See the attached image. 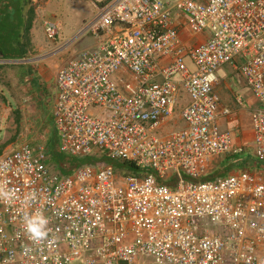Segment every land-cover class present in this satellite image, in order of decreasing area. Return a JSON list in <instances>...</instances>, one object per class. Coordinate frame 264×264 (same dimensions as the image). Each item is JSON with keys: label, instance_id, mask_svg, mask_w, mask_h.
Masks as SVG:
<instances>
[{"label": "built area", "instance_id": "1", "mask_svg": "<svg viewBox=\"0 0 264 264\" xmlns=\"http://www.w3.org/2000/svg\"><path fill=\"white\" fill-rule=\"evenodd\" d=\"M183 21L206 38L185 46ZM42 26L54 41L57 23ZM84 37L97 44L57 70L52 120L59 153L91 161L51 170L27 144L0 157V264H264V179L207 178L214 158L243 152L219 125L232 115L214 91L226 65L259 105L264 164V0H105L60 47ZM181 94L182 127L159 135Z\"/></svg>", "mask_w": 264, "mask_h": 264}, {"label": "rangeland", "instance_id": "2", "mask_svg": "<svg viewBox=\"0 0 264 264\" xmlns=\"http://www.w3.org/2000/svg\"><path fill=\"white\" fill-rule=\"evenodd\" d=\"M43 3H46L47 0H40ZM62 4V10L60 15L58 16V21L60 24L58 36L60 33V36L54 40V41H48L45 39L44 34H43V29H42V20L41 18H45L46 14L48 13L47 11L50 9H46L43 11L41 9H38L37 15L35 20L36 24V32L35 37L37 38L36 45H37V51L32 52L28 56V60L26 63H29L32 65L36 64V61H39L38 64H42L45 69H46V74L52 76L54 73L56 75L57 70L62 67L63 61L68 58V56L71 54V56H76V54L83 50V46L81 43L85 41L86 39L88 41L92 40L93 37H84L81 40L77 41L76 43L64 47H60L61 44L66 43L71 36L74 34L76 29L86 20L90 19L91 16H87L89 10H90V5L87 0H63ZM94 14V13H93ZM92 14V15H93ZM50 14H48V18ZM53 20V19H52ZM94 42V40H93ZM90 45H87V49L90 48L88 47ZM40 48V49H39ZM70 48V49H69ZM78 49V50H77ZM22 62H25L23 60ZM50 62V63H49ZM189 68H193L191 63H188ZM54 67V69H53ZM11 69V68H10ZM34 69V68H33ZM35 70V69H34ZM36 72V70H35ZM9 74H12L10 71ZM216 75L223 80L220 84L217 86V93L221 97L220 92H222L224 95H227L229 97L228 102L226 103L229 108L234 105V97L238 96L241 94L244 100H246L247 94L251 96V98L254 100L251 92L249 91V88L245 85L243 78L240 76L239 73L235 72L230 66L226 65L220 68L216 72ZM13 77H10V80ZM55 78V77H54ZM14 82H12L13 84ZM30 81L26 83V86H29ZM22 88L20 87V84L16 87L17 89L13 88V85L6 86L7 90H11L13 93L12 95L15 96L17 95L18 98H20L22 101L19 104H16V102L13 101L12 98H10L9 94H6V98L8 101H10L11 104H8L10 108L14 111H7L9 112L8 115H5L3 117L4 125L0 127V135L2 139H7V143L12 147L15 148L17 147L16 145L20 144H27L29 145L33 150H36L37 148H43L44 150L46 149V146L49 143V140H52L55 138L56 141V133H54L52 123H51V118H50V112L46 109H43V114H40V111H37L39 103L35 101L34 98H28L33 94V91L30 92L25 88L24 84H21ZM20 87V88H19ZM25 89V91L23 90ZM14 89V90H13ZM238 89L240 92H237ZM242 89V90H241ZM243 92V93H242ZM5 94V93H4ZM49 94V93H48ZM244 94V95H243ZM24 99L22 96H24ZM52 100V97H51ZM185 98L181 95L179 97V102L177 105V113L174 117V119L170 122H168L165 127L162 128L161 132H158L159 135H164L167 134L173 130H176L178 128L182 127V121L179 120L178 117V111L180 107H182L185 103ZM54 102V101H53ZM247 102L249 103L248 99ZM52 104V103H51ZM7 105V104H6ZM22 107V108H20ZM10 109V110H11ZM233 109H237V107H234ZM235 110L234 114L236 113L238 123L241 125V130H246L248 128V122H249V110H248V105L246 104L243 106V108L239 111ZM255 110V109H254ZM1 111V110H0ZM237 111V112H236ZM52 112V108H51ZM39 113V114H38ZM4 114V113H2ZM4 116V115H2ZM241 131L237 135V141H241L243 137L240 135ZM247 134V132H246ZM243 141V140H242ZM3 142V141H1ZM5 142V143H6ZM57 145H58V141ZM240 143V142H238ZM3 145L4 143H0ZM9 146V147H10ZM94 153L99 155V152L97 150H94ZM234 159V160H233ZM239 159L236 165V170L237 167L238 170H243L247 168V171L249 170V173L259 175L264 179V168L263 169H258L254 167L256 166L255 163L251 161L252 157L247 158V166L245 161H240L244 159V155L241 154L240 156L237 157ZM236 161L235 158H230V156H221L219 159L217 158L216 160L214 159L211 162V165L209 167L208 173H214L218 174L220 171L223 172L225 167H230L232 163ZM218 164H220L218 166ZM51 170L58 171L55 166L52 164L48 165ZM219 167V168H218ZM262 168V167H261ZM120 173V172H118ZM234 173V172H233ZM232 173V174H233Z\"/></svg>", "mask_w": 264, "mask_h": 264}, {"label": "crops", "instance_id": "3", "mask_svg": "<svg viewBox=\"0 0 264 264\" xmlns=\"http://www.w3.org/2000/svg\"><path fill=\"white\" fill-rule=\"evenodd\" d=\"M87 1H88L89 5H90V10H89L88 14L86 15V17L87 16H92V14L94 13L96 7L98 5H101L105 0H87ZM63 3H64L63 0H47L46 3H43L40 0H31V6H32V8L34 10V20L32 22V26H31V29L29 31V39H30V44H31L30 54L32 52L37 51V45H36L37 38L35 37V34H37V32H36L37 28H36V24H35V22H36L35 18H36V16H38L37 15L38 9H41L42 11H43V9L44 10L50 9V10L47 11L48 13L46 14L45 18L44 17L41 18L42 21L44 19H53V20L55 19V20H58L57 18L60 15L61 10L63 9L62 8V4ZM48 14H50L49 15L50 18L47 17ZM55 22L57 23L58 32H59L60 24H59L58 21H55ZM42 29H43V26H42ZM178 29H179V36H180L181 41L188 48L192 47L193 45H195V44H197V43H199L201 41H203L206 38V35H193V34H191L187 30V28H186V26L184 24V21L179 25ZM43 34H44V31H43ZM59 36H60V33H59ZM44 37H45V35H44ZM93 40H94V42H93ZM97 41H98V38H92V40H90V41H88L87 39L85 41H83L81 43V45L84 48H83V50L79 51L76 54V56L79 55L81 52H83L85 50H90V49L94 48L96 46V44H97ZM87 45H90V46H88L90 48L87 49ZM28 56L26 58L20 59V60L5 59V58L0 56V59L2 60V63L0 64V110H1L0 111V127L2 125H4V121H3L4 118L3 117H5V115L9 114V112H7V111H14L8 105V104H11V103H10V101L7 100L6 94H9L10 98H12V99L14 98L13 101L16 102V104H18L19 102L21 103V101H22L20 98H18L17 95L13 96L12 95L13 92L11 90L10 91L7 90L6 86L13 85V88L17 89L18 87H16V86H18L20 84V87H21L22 86L21 84L23 83L25 88H27L28 91H30V92L33 91V94L31 96H29L28 98L29 99L30 98H34L35 101H37L39 103V105H38L39 109H37V111H40L41 112L40 114H43V109L47 110V108H48V111L50 112L49 116L51 118L52 127H53V130H54V133H56L55 132V128H54V124H53V120H52V112H51V108L53 106V101H54V97H55V93H56L55 92L56 91L55 78H54L55 77V73L52 76L46 74L47 71H46L45 67L42 64H38L39 61H36V64L32 65V66H31L32 63L31 64L26 63V61L28 60L27 59ZM76 56H74V57H76ZM74 57L71 56V54H70L68 56V58L65 59V61H63V64L64 63L66 64L69 60H71ZM23 60H25V62H22ZM228 66H230L235 72H237L233 68V66H231V65H228ZM33 68L36 70V72H35V70ZM53 69H54V67H53ZM10 71L12 72V74H9ZM11 76L13 78L10 80ZM216 77H217L218 83L216 84V86L214 88V91L218 95L217 91H219V90H217L216 88H217L218 84H220L223 80H221L217 75H216ZM28 81H30V84H29V86L28 85L26 86V83ZM12 82H14V83L12 84ZM23 90L25 91L24 88H23ZM237 92H240V90L238 89ZM220 94H221V97L219 95L218 96L220 97V100H221L222 104L227 106L226 103L228 102L229 97L227 95H224L222 92H220ZM181 95L186 99L184 94H181ZM22 97L24 99L25 95L22 96ZM51 97H52V100H51ZM236 97H239L241 99V102H242L241 106H236L235 102H234V105H232L230 107L231 111H232L231 117L227 118V119H224V120H221L219 122V125H220V128L222 130H229L231 132V134H233V140H234L235 146H239V147H241L243 149L242 154L244 155V159L240 160V161L241 162L245 161L246 162V166H247V158L250 159V157H252L251 161L256 164V166L254 165V167L257 168L258 171H259V169H263L264 168V164H259L258 165L256 163V161H255V158H254V155H253V149H252L253 134H252V129H251V125H250L251 114H252L254 109L259 108V105L255 101V99L253 100L251 98V96H249L248 94H247L246 98L248 99L249 103L247 102V99L246 100L243 99L244 96H242L241 94H239L238 96H235L234 99ZM185 103H186V100H185ZM246 104L248 105V110H249L250 114H249V122L247 124L248 125L247 131L246 130L244 131V130H241V125H240V123H238V119H237L236 113L234 114V111L237 110V109H233V108L237 107L238 110L240 111L243 108V106H245ZM20 108H22V107H20ZM2 113H4V114H2ZM2 115H4V116H2ZM240 131H241L240 135L243 137V139H242L243 141L242 140L241 141H239V140L237 141V138H236ZM246 132H247V134H246ZM1 141H3V142H1ZM6 141H7V139H4V138L2 139V137L0 135V143H4L3 145L0 144V157L4 153H6L9 150L13 149ZM56 141H57V136H56ZM238 142H240V143H238ZM16 146H18V145H16ZM240 155H236V156L235 155H220L219 157H221V156H230V158H235L238 161L239 159H237V157L240 156ZM219 157H216L214 159L215 160L217 158L219 159ZM210 165H211V163H210ZM219 165L220 164H218V166ZM228 166L225 167V169H227L228 171L224 175H220V176L230 175L233 172L235 173L236 166H233V167H228ZM238 168L239 167H237V171H238ZM243 170H245V169H243ZM246 171H247V168H246ZM220 172H222V171H220ZM248 172H249V170H248ZM216 176H219V175L218 174H214V173H210V174H208L207 178H214Z\"/></svg>", "mask_w": 264, "mask_h": 264}, {"label": "trees", "instance_id": "4", "mask_svg": "<svg viewBox=\"0 0 264 264\" xmlns=\"http://www.w3.org/2000/svg\"><path fill=\"white\" fill-rule=\"evenodd\" d=\"M34 20V10L31 0H0V56L5 59L20 60L26 58L31 51L29 31ZM44 153L47 165L52 164L60 172H70L77 166L88 163L90 159L79 160L64 156L58 151L55 138L49 140ZM237 160L230 167L237 165ZM130 174L140 175L141 172L134 165L116 163ZM225 169L218 175H224Z\"/></svg>", "mask_w": 264, "mask_h": 264}, {"label": "clouds", "instance_id": "5", "mask_svg": "<svg viewBox=\"0 0 264 264\" xmlns=\"http://www.w3.org/2000/svg\"><path fill=\"white\" fill-rule=\"evenodd\" d=\"M29 230L37 236L43 235V233L39 231L38 226L34 222H31V221L29 222Z\"/></svg>", "mask_w": 264, "mask_h": 264}]
</instances>
